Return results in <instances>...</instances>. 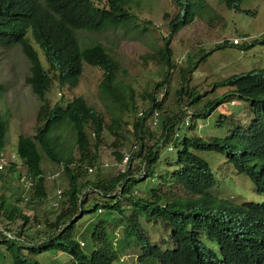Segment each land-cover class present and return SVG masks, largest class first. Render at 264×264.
I'll list each match as a JSON object with an SVG mask.
<instances>
[{
  "label": "trees",
  "instance_id": "trees-1",
  "mask_svg": "<svg viewBox=\"0 0 264 264\" xmlns=\"http://www.w3.org/2000/svg\"><path fill=\"white\" fill-rule=\"evenodd\" d=\"M171 1L177 6V12L168 25L170 34L189 23L206 4L205 0ZM219 1L227 9L238 10L240 0ZM135 18L129 0H0V46L19 45L29 63L24 80L40 100L34 116L35 134L32 137L20 134L16 138L14 151L24 167V175L14 164L0 170V188L6 185L7 198H10L4 202L7 199L0 195V226L11 235L0 232L2 264H38L34 255L46 250L69 255L71 264H109L114 253L110 249L117 246L119 239L105 229L108 224L117 227L118 220L124 222L125 233L128 226L134 231L139 244L138 253L136 248L131 249L135 253L132 264H154L152 260L158 264H264V68L215 82L211 91L216 87L229 89L202 103L200 99L206 93L194 91L186 82V76L198 62L193 64V57H187L174 91L178 110L167 115L162 104L168 91L169 73L176 64L167 46L170 39L163 38V45L154 55L161 80L151 84V90L146 92L149 105L136 115L139 110L134 104V95L130 91L126 100L119 90L118 65L108 50L97 43L80 45L76 36L79 30L102 32L136 28ZM26 33L38 49L28 44ZM38 52L47 68L43 67ZM202 58L203 55L199 61ZM82 64L100 72L101 91L113 102L124 105L126 115L133 118V140L126 152H113L114 164L126 153L129 154L128 164L115 174H100L97 149L103 130L117 133V119L112 117L104 124L80 95L63 105L54 103L52 106L45 98L54 77L58 86L75 87ZM161 86L163 97L156 100V91ZM232 99L245 103L250 118L245 125L235 120V113L231 111L219 114L216 122L227 125L224 137H209L206 141L194 134L193 119L207 116L218 105ZM183 100L185 109H182ZM155 111V124H148L149 127L142 130ZM6 123L0 117V150ZM62 128L70 132L72 139L65 151L55 133ZM159 151L165 152L164 155ZM195 151L224 152L226 161L236 173L248 177L263 201L235 205L209 195L207 191L216 185V179L207 162ZM41 154L62 167L65 187L52 215L29 218L23 214L21 205L45 197ZM22 176L31 182L29 189H24ZM117 187L118 193L106 196ZM177 190L183 195H176ZM141 193L143 197H138ZM90 200H93L91 207L84 209L83 205ZM124 208L133 211L125 215ZM142 210L146 213L145 220L158 218L169 227L167 241L150 242L141 233L134 218L142 217ZM86 211H92L96 218L85 223L82 233L77 229L75 234L74 225ZM103 213L112 214V219L98 218ZM116 215L121 217L117 219ZM45 234L48 235L38 242ZM83 234L90 238L92 245L98 244L88 253L81 250L86 245ZM208 240L215 243L217 251L207 245ZM165 243L167 247H163Z\"/></svg>",
  "mask_w": 264,
  "mask_h": 264
},
{
  "label": "rangeland",
  "instance_id": "rangeland-1",
  "mask_svg": "<svg viewBox=\"0 0 264 264\" xmlns=\"http://www.w3.org/2000/svg\"><path fill=\"white\" fill-rule=\"evenodd\" d=\"M205 3L203 9L198 11L189 23L170 34L168 25L177 12L175 3L171 0H129L130 10L136 16L134 20L137 24L136 28L127 30L106 29L102 32L79 30L76 32L77 42L80 45L97 43L108 50L118 65L116 78L119 79L117 82L119 90L125 94L126 100H128V93L131 91L134 95L137 111H141L149 105L146 92L148 89L151 90L152 83L159 82L161 78L157 74L160 67L156 63L155 52L163 45V38H169L167 46L172 53V59L176 66L169 73L167 80L169 86L162 109L164 114L170 115L171 112L176 113L175 110H178L174 104V91L179 85L180 70L187 64L186 57L194 55L196 60L203 55L202 60L193 66L186 76L188 77L186 81L188 87H192L197 92L207 91V94L200 99L202 103L228 90L227 87H218L210 91L215 82L232 74L236 75L249 70L264 68V0H240L238 10L225 8L219 0H205ZM170 35H172L171 38ZM232 37L241 40L245 38L252 44L242 52L235 48L220 45L222 41L229 42ZM29 43L35 49L30 41ZM213 46L217 48L213 49ZM209 49L210 51L204 54ZM38 53L43 67L47 68L40 52ZM28 69L29 63L18 45L0 46V84L2 85L0 90V117L7 122L4 145L0 150L3 156H8L13 151L18 135L32 137L35 134L37 123L34 116L39 105V99L31 94L24 82V77L28 75ZM100 79V72L95 67L82 64V71L75 87L58 86L54 77L49 91L45 95L49 106L54 103L63 105L72 97L80 95L87 104L94 108V112L102 118L104 124L109 123L112 117L117 119V133L110 134L103 130L97 149V164L101 165L100 174L107 176L109 173L110 175L115 174L119 169L114 164L113 152H126L130 141L133 140L131 135L133 118L126 115L124 105H119L113 102L109 96L104 95L99 87ZM162 90L157 93V99L163 96ZM232 101V104L225 102L218 105L205 117L193 119L194 134L206 141L209 140V137H224L227 134V125L225 123L216 124V122L219 114H227L231 111L235 113V120L241 125H245L250 119L247 117L245 103L241 100ZM202 103L198 106L200 107ZM148 124L149 119L145 122L142 130L149 127ZM184 129L182 127V130ZM86 131L90 135L89 130ZM55 133L63 147L62 150L65 151L71 145L70 132L66 128H62ZM89 137L90 142L93 143L92 136ZM159 152L163 155L165 153ZM75 153L76 150L73 151V154ZM195 153L207 162L216 179V185L207 191L209 195L226 199L235 205L246 201H263L262 195L256 193L254 185L248 177L236 173L232 164L226 161L224 152L195 151ZM170 158L172 159V156ZM40 167L44 178L42 185L45 189V197L38 202L31 201L21 205L23 214L29 218L34 215L39 217L40 214L52 215L54 208H52L51 203L53 200L57 201L54 195L55 188L58 187L62 191L65 187V175L61 174L55 178V183L48 179L52 173L60 171V165L48 161L45 155L41 154ZM17 168L23 173V165H18ZM135 187L140 188V186ZM7 190L6 185H2L0 188V195L7 199L4 202L10 200L7 198L9 196ZM175 194L183 195L178 190ZM138 197H143V194H139ZM92 203L93 200H90L88 204L83 205V208L89 209ZM131 211H133L132 208H124L123 213L128 215ZM144 216L146 213L142 210V217L135 216L134 218V221L142 229L141 233L148 237L150 242L167 241L166 234L169 227L158 218L145 220ZM120 217L121 215L115 216L117 219ZM94 218H96V214L92 211L84 212L74 225L75 234H77V229L78 233H82L85 223ZM98 218L112 219V214L103 213ZM120 223L121 220H118L116 222L117 227L108 224L105 229L107 233L113 232L116 239H119L117 246L110 249L114 253L109 264H132L135 253L131 249L136 248V253H138L139 244L136 242L134 231L128 226V231L125 233L124 222ZM83 235L86 245L81 250L88 253L95 249L98 244L92 245L90 238H87L85 234ZM207 245L217 251L213 241L208 240ZM167 246L166 243L163 245V247ZM34 259L38 264L72 263L69 255L53 250L39 252V254L34 255ZM151 262L158 264L156 260ZM0 264H2L1 258Z\"/></svg>",
  "mask_w": 264,
  "mask_h": 264
},
{
  "label": "clouds",
  "instance_id": "clouds-1",
  "mask_svg": "<svg viewBox=\"0 0 264 264\" xmlns=\"http://www.w3.org/2000/svg\"><path fill=\"white\" fill-rule=\"evenodd\" d=\"M26 37H27V41H28V44L30 45V43H29V41L32 43V45L35 47V45L33 44V42L31 41V38H30V36H29V33H26ZM233 39H235L236 41H237V44L235 45L234 43H232V40ZM16 45H18L17 43H15ZM15 44H11V45H15ZM252 43H250V41L249 40H247V39H245V38H243V40H241V39H238V38H235V37H232L231 39H230V41L228 42V41H222L221 42V46L222 47H231V48H235L236 50H238V51H240V52H242L247 46H249V45H251ZM11 45H8V46H11ZM8 46H3V47H8ZM31 46V45H30ZM18 47H19V45H18ZM32 47V46H31ZM215 48H217L216 46H213V49H215ZM36 49H38L37 47H35V50ZM20 50H21V48H20ZM210 51V49L208 50V51H206L204 54H207L208 52ZM21 53H22V51H21ZM24 56V55H23ZM193 57V58H192ZM196 56H194V55H192V56H190V58H192L191 59V62L194 64V63H196V62H199V58L201 57V56H199L196 60L194 59ZM187 58V57H186ZM185 61H186V59H185ZM175 62V61H174ZM28 71H29V69H28ZM240 74H243V73H240ZM233 75V74H232ZM236 75H238V74H236ZM231 76V75H230ZM229 77V76H228ZM25 78V77H24ZM227 78V77H226ZM159 80H161V78L159 79ZM221 81V80H220ZM24 82H25V80H24ZM26 83V82H25ZM27 85V84H26ZM213 85V84H212ZM0 86H2L1 84H0ZM28 86V85H27ZM163 86H161L159 89L160 90H162L163 88H162ZM28 88H29V86H28ZM162 88V89H161ZM213 87L211 86V89H212ZM216 88H218V87H216ZM228 88V87H227ZM157 90L156 91V100H160L161 99V97H163V96H161L159 99H157V93L160 91V90ZM211 89H210V91H211ZM229 89V88H228ZM30 90V89H29ZM213 90H215V88L213 89ZM49 91V90H48ZM163 91V90H162ZM199 91V90H198ZM31 92V91H30ZM225 92V91H224ZM204 93H206L207 94V91L206 92H204ZM32 94V93H31ZM33 95V94H32ZM45 98H46V95H45ZM232 100H235V99H232ZM232 100H230V101H228L229 102V104H232L233 103V101ZM39 101V104H40V100H38ZM237 101V100H236ZM183 102V101H182ZM175 104V106L176 107H179V105H176V103H174ZM182 109H185V104H183V107H182ZM152 113L153 112H151V116L149 117V125L150 124H152V125H154L153 124V121H154V118H153V115H152ZM140 114V111H138L137 113H136V115H139ZM155 115H156V111H155ZM157 116V115H156ZM156 116H155V121H156ZM184 122H186V120H184ZM4 145V144H3ZM14 148H15V145L13 146V151H11V153H9V155L8 156H3L2 155V153H0V170H3L4 169V167H6V166H8V165H10V164H14V166L17 168V166L18 165H22L21 164V162L19 161V158L17 157V155H16V153H15V151H14ZM124 156V155H123ZM122 159V158H121ZM128 159H129V155H128ZM121 161V160H120ZM119 161V162H120ZM17 162H18V164H17ZM119 162H117L116 163V165L119 163ZM128 164V161L126 162V164H125V166H124V169H125V167H126V165ZM123 169V170H124ZM92 170V169H91ZM118 171H120L119 169H118ZM24 173H25V171H24V169H23V173H22V175H24ZM62 174V167L60 166V171H55L54 173H52L50 176H49V178L48 179H50L49 181H52L53 183H55L56 181V179L55 178H57L58 176H60ZM43 176V175H42ZM24 177L22 176V177H20V180H21V183H22V185L24 186V189H29L31 186V182L28 180V179H26V178H24ZM44 178L42 177V180H43ZM43 186V185H42ZM89 190V189H88ZM91 190H93V189H91ZM58 191V192H57ZM118 191H119V188L117 187V188H114L111 192H109L106 196L108 197V195H112V194H115V193H118ZM55 194V198H56V202L53 200L52 201V203H51V206H52V208H54V207H56L57 206V202H58V200L61 198V190L58 188V187H56L55 188V192H54ZM98 196H101V194H99ZM97 212H100V210H97ZM79 215H81V214H79L78 213V216ZM0 232L1 233H3V234H5L6 236H11L8 232H6V231H4L3 230V228L2 227H0ZM48 234H45V235H43V236H41L39 239H38V242H41V240H43L46 236H47ZM81 244V243H80ZM28 245V244H27Z\"/></svg>",
  "mask_w": 264,
  "mask_h": 264
},
{
  "label": "built area",
  "instance_id": "built-area-1",
  "mask_svg": "<svg viewBox=\"0 0 264 264\" xmlns=\"http://www.w3.org/2000/svg\"><path fill=\"white\" fill-rule=\"evenodd\" d=\"M232 43H234L236 45L237 41L235 39H233ZM152 115H153V118H154V121H153V124H154L155 123V116H156L155 112H153ZM128 155H129L128 153L124 154V156L122 157L121 161L117 164V166L119 167L120 171H123L124 166H125L126 162L128 161ZM87 170L91 171V168H88Z\"/></svg>",
  "mask_w": 264,
  "mask_h": 264
}]
</instances>
